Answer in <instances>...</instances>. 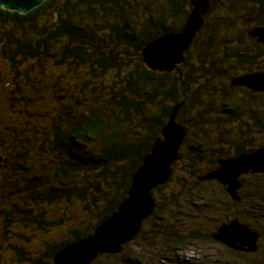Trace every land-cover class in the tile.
<instances>
[{
	"label": "trees",
	"instance_id": "trees-1",
	"mask_svg": "<svg viewBox=\"0 0 264 264\" xmlns=\"http://www.w3.org/2000/svg\"><path fill=\"white\" fill-rule=\"evenodd\" d=\"M257 2L264 9V0H214L198 37H234L239 10L251 17ZM190 10L189 0H44L26 14L0 6V81L9 83L0 100L23 104L34 100L30 115L25 108H6V118L12 122L7 132L13 134L10 143L19 150L17 155L29 148L40 165L52 166L43 158L47 155L61 163L52 166L49 181L35 185V194L39 188L53 192L55 185L62 184L59 227L64 236L71 235L65 245L90 236L127 197L133 174L161 137L173 107L183 103L180 120H189L192 109L200 107L207 89L205 79L198 78L199 70L208 62L213 71L216 64L211 59H200L198 49H190L178 72L161 73L148 70L141 56L148 43L179 31ZM39 99L49 103L51 110L35 103ZM39 110L42 113L35 112ZM7 132L0 131L1 137L7 138ZM207 142L206 151L195 158L182 148V159L172 166L167 183L153 191L154 213L143 222L135 240L147 233L144 228L150 223V243L169 249L157 262H171L170 256L198 243H215L214 228L236 214L238 204L224 187L203 179L224 156L211 139ZM198 158L201 162L208 158V168L199 169L194 162ZM172 180L178 188L167 190ZM49 197L37 195L34 203L16 205L28 212L29 205L41 200L59 203L58 195ZM183 200L190 203L188 212ZM71 210L78 211L71 214ZM81 213L92 216V222L83 225ZM64 218L78 223L64 225ZM130 244L119 255L102 254L91 264H143V259L127 253ZM147 262L156 263L151 257Z\"/></svg>",
	"mask_w": 264,
	"mask_h": 264
},
{
	"label": "flooded vegetation",
	"instance_id": "flooded-vegetation-1",
	"mask_svg": "<svg viewBox=\"0 0 264 264\" xmlns=\"http://www.w3.org/2000/svg\"><path fill=\"white\" fill-rule=\"evenodd\" d=\"M213 3L214 0H212V5ZM261 5L259 2L253 5L250 12L251 17H244L242 14L244 11L239 10L234 37L211 38L207 37L208 35L198 37L209 12L204 17L202 28L195 35L185 53L197 48L200 59H211L216 67L210 71L207 62V65L200 69V63L196 60V68L200 69L198 78L205 79L204 84L207 91L203 95V101L200 99L201 103L198 105L200 107L192 109L189 120L178 118V110L183 103L173 107L179 106L176 112V122L186 128V136L179 148L180 159L175 163L182 159V148L188 150L192 158H195L196 153L202 152L203 154L206 151L205 148L209 145L207 141L210 139L216 145L218 152L224 153V156L216 160V168L208 171L206 175L219 168L221 161L234 160L264 150V88L258 90L240 84L242 80L251 76L264 77V34L262 37L255 34L261 30L264 32V9ZM209 46L216 49L211 52ZM185 53L183 54L184 61ZM181 65L176 66L172 73L178 72ZM3 106L4 104L1 105ZM1 107L0 116L2 115ZM200 118L204 123L200 122ZM11 123L7 118H0L1 133L10 130ZM1 133L0 216L4 218L0 222V264H53L54 255L62 248L71 245H65L66 242L62 243V238L59 239L62 236V228L59 227L62 225V184L55 185L52 188L53 192L49 188L45 192L44 188H39L36 194L35 185L49 181L52 166L60 167L61 163H55L53 158L47 155L43 158H48L52 166L48 162L40 165L36 163L37 161L35 162V151L29 148L26 151L20 149L17 155L19 150L15 146L13 148L10 143V137L13 134L7 132L9 136L6 138L1 137ZM185 139L189 144L184 145ZM42 154L46 155L48 152L42 150ZM23 155H26L28 161L22 160V158L25 159ZM59 159L62 161V157ZM194 162L202 170L208 168L210 164L208 158H203L202 162L198 158ZM58 171L59 169L54 175ZM237 180L240 186L236 191L238 197L236 201L227 192V187L217 181L224 187L230 199L238 204V209L228 221L215 227L211 236L221 225L237 220L259 235L256 252L234 251L216 241L215 243L236 255L255 257L259 251H262L260 226H264V171L242 173ZM37 195L40 197L47 195V198L58 195L59 203L52 204L46 199L41 200L37 205H29L31 208L28 210L29 213L18 208V205L24 206L27 200L34 203L38 200V198L34 200ZM27 216L30 219H24ZM36 233H41V235L38 234V240L33 238ZM58 247L59 249L53 253L52 257H49L51 250Z\"/></svg>",
	"mask_w": 264,
	"mask_h": 264
},
{
	"label": "water",
	"instance_id": "water-1",
	"mask_svg": "<svg viewBox=\"0 0 264 264\" xmlns=\"http://www.w3.org/2000/svg\"><path fill=\"white\" fill-rule=\"evenodd\" d=\"M44 0H0L3 9L26 14ZM192 10L181 30L167 33L148 43L142 49L143 65L150 71L172 73L184 61V53L204 24L212 0H189ZM263 36L264 32L257 31ZM240 84L252 89L263 90L264 77L251 76ZM259 85V87L257 86ZM173 108L168 121L161 128L157 139L143 158L142 163L131 178L127 197L117 206L115 212L94 232L83 240L59 250L53 264H91L99 255H119L126 244L133 243L140 233L143 222L155 209L153 191L165 185L172 175V165L180 159L179 148L186 136V128L176 122ZM264 171V150L244 155L234 160L221 161L220 167L208 173L203 179L216 180L227 187L233 200H238L237 178L242 173ZM212 239L234 251L256 252L259 235L237 220L223 224L212 234Z\"/></svg>",
	"mask_w": 264,
	"mask_h": 264
},
{
	"label": "rangeland",
	"instance_id": "rangeland-1",
	"mask_svg": "<svg viewBox=\"0 0 264 264\" xmlns=\"http://www.w3.org/2000/svg\"><path fill=\"white\" fill-rule=\"evenodd\" d=\"M1 67H2V64L0 63V68ZM63 84L64 82H62V85ZM8 88H9L8 81L5 79H2L0 81V95H2V91H5V90L7 91ZM9 102L12 104L11 106ZM31 102H34V100L30 102L26 101L25 104L20 103V101L18 100H9L8 98H5L4 101L0 100V107L2 104H5L3 107H1L3 109V112L1 113L2 115L0 116V118L7 117L8 113L6 111V108H8V106L9 108H11V110H17V109L20 110V109L25 108L28 112L27 114L30 115V113L34 112L30 106V104H32ZM35 103H37L38 105H42L43 107L46 108V110H49V111L51 110L50 104L41 99H39V102L35 101ZM55 106L56 105L54 104V107ZM35 112L40 114L42 113V110L35 111ZM176 172H178V169ZM177 188L178 186L176 182L172 180L167 190L169 189L176 190ZM182 203L185 205L184 210L188 212V208L190 206L189 201L183 200ZM71 211L72 212L70 213L74 214L78 210L77 211L71 210ZM81 216H82V222H84L83 225H86L88 224V222H92L93 220L92 216L85 217L82 213H81ZM77 219L79 218L77 217ZM63 220H65L64 225L73 226L74 224L78 223L77 220H67L66 218H64ZM189 225L190 224L188 223L187 226ZM149 226H150V223H148L144 228L145 232L147 233L143 235L142 237H140L138 240L136 239L133 243H131L127 247V250H126L127 253L143 259L144 260L143 264H148L147 262L148 257H151L152 259L156 261V263L154 264H264V226L263 225L260 226V229L262 231L261 232L262 233V245H261L262 251H259L255 257H244V256L236 255L235 253L226 250L223 246L217 243L203 242V243H198L197 246L191 247L189 250H186V252L184 253H179L178 256L176 257L170 256L173 259V261L171 262H167V261L157 262L158 259L162 257V255L165 256V254L168 253L169 249L164 248V247L159 248V246L156 247L157 246L156 244L150 243L149 238L151 237L152 233H151V228ZM65 233L66 232L64 230L62 232V236L59 238V239L62 238V243L66 242V239H69L71 237V235L64 236ZM38 234L41 235V233H36L34 234L33 238L38 240L39 239Z\"/></svg>",
	"mask_w": 264,
	"mask_h": 264
}]
</instances>
